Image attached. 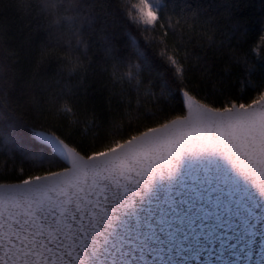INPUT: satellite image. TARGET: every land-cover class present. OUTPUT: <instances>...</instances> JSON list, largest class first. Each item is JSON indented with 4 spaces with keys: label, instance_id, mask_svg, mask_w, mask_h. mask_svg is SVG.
Masks as SVG:
<instances>
[{
    "label": "snow or ice",
    "instance_id": "obj_1",
    "mask_svg": "<svg viewBox=\"0 0 264 264\" xmlns=\"http://www.w3.org/2000/svg\"><path fill=\"white\" fill-rule=\"evenodd\" d=\"M68 3L11 52L0 24V264H264V47L242 0ZM256 23L264 41V4ZM159 191L199 215L136 243Z\"/></svg>",
    "mask_w": 264,
    "mask_h": 264
},
{
    "label": "trees",
    "instance_id": "obj_2",
    "mask_svg": "<svg viewBox=\"0 0 264 264\" xmlns=\"http://www.w3.org/2000/svg\"><path fill=\"white\" fill-rule=\"evenodd\" d=\"M212 0H175L177 5L189 3H211ZM5 5V10L0 12V24L8 25V47L9 52L15 50L20 40L28 33L27 25L37 19L44 20L48 23H54L60 18L63 24V17L70 11L68 0H0ZM244 7L241 13L251 18L249 26L250 36L245 46L255 45V51L264 47V41L260 40L261 33L256 23L260 15V7L264 0H242ZM5 14L7 20H4ZM97 97L99 93H96Z\"/></svg>",
    "mask_w": 264,
    "mask_h": 264
},
{
    "label": "water",
    "instance_id": "obj_3",
    "mask_svg": "<svg viewBox=\"0 0 264 264\" xmlns=\"http://www.w3.org/2000/svg\"><path fill=\"white\" fill-rule=\"evenodd\" d=\"M186 163H192L193 165H195L198 162L186 161ZM188 183H191V181H188ZM181 198L189 199L190 193L182 192L181 197L176 198V208L178 209V211H173L166 202L167 198L165 196V193L163 191H159L157 197L155 198L156 202L147 211H143L140 213L139 228H137L135 222H129V228L132 229V235H130L128 238L136 243H138V241H136L137 234L141 236L155 235L157 237L166 239L165 231L167 230V228H185L186 223L184 225H177L176 222L178 216H183L185 213H188V208L182 202ZM193 213H195L196 216L199 215L198 213H196L195 207H193L191 213L188 214L192 215ZM197 222L199 223V220ZM149 226H151L152 228L151 233L149 232ZM181 234L186 233L181 232ZM187 242L192 245L196 244V241L192 240L191 238H189Z\"/></svg>",
    "mask_w": 264,
    "mask_h": 264
},
{
    "label": "clouds",
    "instance_id": "obj_4",
    "mask_svg": "<svg viewBox=\"0 0 264 264\" xmlns=\"http://www.w3.org/2000/svg\"><path fill=\"white\" fill-rule=\"evenodd\" d=\"M193 166H195V165H193Z\"/></svg>",
    "mask_w": 264,
    "mask_h": 264
}]
</instances>
